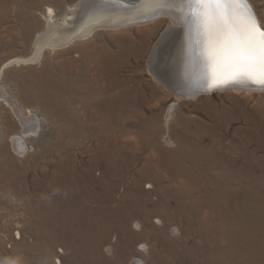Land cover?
Returning a JSON list of instances; mask_svg holds the SVG:
<instances>
[{"label": "rangeland", "instance_id": "374dc122", "mask_svg": "<svg viewBox=\"0 0 264 264\" xmlns=\"http://www.w3.org/2000/svg\"><path fill=\"white\" fill-rule=\"evenodd\" d=\"M77 1L0 0V264L227 263L234 228L228 239L221 224L236 204L216 181L235 171L227 182L264 200V91L178 97L158 78L177 38L166 15L45 46L35 60L49 9L61 24ZM252 2L264 21V0ZM22 116L39 124L19 147ZM203 175L194 191L189 179ZM72 192L67 216L81 233L69 237L57 219ZM199 200L196 212L180 207ZM87 209L106 211V226ZM257 247L239 262L264 264V237Z\"/></svg>", "mask_w": 264, "mask_h": 264}, {"label": "bare ground", "instance_id": "6f19581e", "mask_svg": "<svg viewBox=\"0 0 264 264\" xmlns=\"http://www.w3.org/2000/svg\"><path fill=\"white\" fill-rule=\"evenodd\" d=\"M249 1L254 7L258 18L261 24L263 25L264 21L262 17L260 16V14L258 13L256 6L252 2V0H249ZM70 8H71V12L63 16L61 24H57L55 22L56 20H54V18L52 17L53 12L55 11L52 8L49 9L50 20L47 23L48 25L46 26V30L40 33L37 38V45H38L37 50L38 51H37V56L35 57V60L38 57H40L45 46L47 47L48 46H53V47L66 46L72 43L75 39H80V38L84 39L90 36L96 29H101L105 27H113V26L115 27L117 26L119 28L124 25L126 26L132 25L133 23H138V21H140L141 19L145 17L160 13L161 15H166V17L168 16L170 20L172 21V23H174L173 25L168 27V30L170 31V28L172 27L171 32L175 33V35L173 34V36L177 37L169 51V55L164 61V64L162 67V70H163L162 73L163 72L164 73L158 74L159 80L164 85L166 86L170 85V88L172 87L173 89L174 87H177L176 89H174L175 93L178 95V97L183 98V97H186L183 95L185 93L183 91V88L185 86L188 87L187 89H189V86L191 87L192 85L194 87H197V86L200 87L202 85H206L207 83L209 84L213 80L214 73L221 75V76H225L226 72H228L226 71L223 73L222 72L223 68L221 66H214L213 63L209 60L208 50H207V45H206L204 35L202 34V31L198 29L197 26L192 22L191 17H188L185 20L177 19L176 18L177 14L171 11H168V10L155 9V6L152 3H150L149 0H78ZM159 16H156L152 18L151 20ZM174 27L176 29H174ZM159 44L160 43L156 45L155 49H158L157 46ZM29 60L30 59H26L25 61H29ZM204 75L206 78H204ZM240 83H243L245 85L253 84L251 81H247V80L240 81ZM230 89L236 92H240L241 90L264 91V86H261V87L244 86V87H233ZM209 92H212V90ZM197 95L199 94H196L194 96H197ZM11 104H12L11 106H13V109H15L17 113L20 114V111L17 108L16 104L13 102H11ZM74 112H75V115H77L76 110H74ZM31 118L32 117H23L24 119V122H22L24 124L23 134L16 135V140H15L16 141L15 143L19 145V147L22 146V144H24V142L26 141V140L24 141V136L29 135V134L36 135V132H38L37 131L38 124H39V123L37 124L38 120L31 119ZM187 173H188V170H187ZM247 173L248 172L246 171H242V174H243L242 177L248 176L249 173L248 174ZM233 176L234 177L237 176V174H235V171L224 172L223 175L219 179H217L218 181H216L219 187L216 193H218L221 197L228 195L229 199L234 198L235 204H236V209L234 213L230 214L227 212L228 215H230V218H232L231 222L224 219L221 224V228L224 232L223 234H225L228 239L230 237V233H229V230H231L230 225H232V227L236 231L235 233V231L232 230L230 241L227 247L225 248L227 250V255H228V258H225L227 259L228 262L225 264H232L230 263L231 261H234L236 264H248L249 262L248 260L244 262H239V259L242 256V254L244 255L247 254L248 256L250 255V252H248L249 248L257 249L258 239L259 238L263 239L264 237L263 235L264 233L258 234V232L262 228H264V200L260 199V197L258 200V197L252 195L251 190L253 189H251L249 186H248L249 188L247 187V185L249 184L246 185L243 182L242 186L240 187H234V186L232 187L230 183L227 181L230 180ZM204 177L205 176L203 175L200 179H192V178L189 179V181L191 182L190 184L192 186L194 184L196 185L192 187L194 191H199V186L202 185V181ZM59 182L63 184L62 186L67 184V183H64L63 179L61 178L59 179ZM149 186L151 187V184ZM83 188L88 189V184H84ZM64 190L68 192L67 188H65ZM66 195H64V198ZM61 198L62 199L60 203H62L64 200L63 196ZM76 199H77V196L75 193L72 192L69 194V202L68 200L64 201V203L66 202L65 206H63L60 209L61 215H58L59 218L57 219V225L59 224L60 230H63L66 233L65 235H68L69 237L73 235L79 236V234L81 233V230L76 229V224H75L76 220L74 219V217H71V215L67 216L70 212L73 211V209H71V206H69L70 204L68 205V203L76 202L77 201ZM203 201L201 200L194 201L191 204L188 203L187 205L183 203L180 207H182L181 209L188 208L189 210L195 209L197 211L199 209L198 207H200ZM206 202L207 200L205 201V203ZM80 203L82 202L80 201ZM212 204L214 205V201L212 202ZM217 210H216V213L220 212V214H222L220 210L219 211ZM87 211L90 214V218L88 216V219L91 220L92 218L93 224H95L97 227L100 226L101 228H103L102 225L104 226V222H106L108 219V216H107L108 214L106 213V211L101 210L103 215L96 211H89V209H87ZM79 214L80 213H78V215ZM94 214H96V216L99 215V217L101 216L102 219L95 221L96 216H94ZM259 216L260 218H258ZM80 221H81L80 224H82L86 228L87 225H85V223H87L88 220L82 221L80 219ZM82 235H80V237ZM69 241H70V238H69ZM72 242L74 243V241ZM260 258H264V255L260 254ZM58 261H60V259H58ZM216 264H223V262L220 263L217 261Z\"/></svg>", "mask_w": 264, "mask_h": 264}, {"label": "snow or ice", "instance_id": "6c2138e0", "mask_svg": "<svg viewBox=\"0 0 264 264\" xmlns=\"http://www.w3.org/2000/svg\"><path fill=\"white\" fill-rule=\"evenodd\" d=\"M155 9L171 11L177 19L191 17L204 35L208 58L229 69L214 73L212 86L251 81L264 86V27L249 0H149Z\"/></svg>", "mask_w": 264, "mask_h": 264}, {"label": "water", "instance_id": "95a60500", "mask_svg": "<svg viewBox=\"0 0 264 264\" xmlns=\"http://www.w3.org/2000/svg\"><path fill=\"white\" fill-rule=\"evenodd\" d=\"M250 2V1H249ZM251 4V3H250ZM251 7H252V10L255 12V14H256V17H257V19L259 20V18H258V16H257V13H256V11H255V9H254V7L252 6V4H251ZM159 15H161L160 13H157V14H153V15H151V16H148V17H145V18H143V19H141L140 21H138V22H146V21H149V20H151L152 18H154V17H156V16H159ZM260 21V20H259ZM260 24H261V22H260ZM261 26L262 27H264L262 24H261ZM173 37V36H172ZM172 39V38H171ZM174 39V38H173ZM170 43H171V41L170 42H168V45H170ZM172 43H173V41H172ZM171 43V44H172ZM168 45L166 44V42H164V43H160V46L158 47V49L156 50L155 49V54L153 53V64H155L156 63V61L157 60H159L160 59V57H161V55H162V52L165 50V48H167L168 47ZM223 68V67H222ZM226 71H228V72H226ZM222 72L224 73V72H226V75L225 76H227L228 74H229V72H230V70L229 69H226V68H223V70H222ZM204 78H206L205 77V75H204ZM213 81V80H212ZM212 81L208 84H206V85H202V86H197V87H194L193 85V87L191 86H189V89H187L188 87L187 86H185L184 88H183V91L185 92L183 95L184 96H186L187 98H190V97H192V96H194V95H196V94H199V95H201V94H203V93H206V92H209V91H213L214 90V92H216V91H220V90H226V89H230V88H233V87H244V86H256V87H261L260 85H258V84H255V83H253V84H243V83H240V81H238V82H228V83H225V84H221V85H219V86H212ZM188 84V83H187ZM184 86V85H183ZM169 87H170V85H169ZM172 88V87H171ZM177 87H174V89H176ZM173 89V88H172ZM173 89V90H174ZM175 91V90H174ZM201 92V93H200ZM198 95V96H199Z\"/></svg>", "mask_w": 264, "mask_h": 264}]
</instances>
